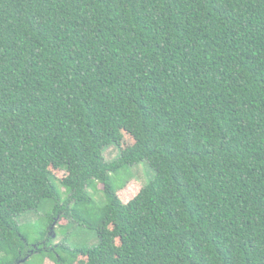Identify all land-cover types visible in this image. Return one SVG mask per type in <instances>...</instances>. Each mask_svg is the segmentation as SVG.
Segmentation results:
<instances>
[{
	"label": "trees",
	"instance_id": "1",
	"mask_svg": "<svg viewBox=\"0 0 264 264\" xmlns=\"http://www.w3.org/2000/svg\"><path fill=\"white\" fill-rule=\"evenodd\" d=\"M45 201L98 237L55 264H264V0H0V264Z\"/></svg>",
	"mask_w": 264,
	"mask_h": 264
},
{
	"label": "rangeland",
	"instance_id": "2",
	"mask_svg": "<svg viewBox=\"0 0 264 264\" xmlns=\"http://www.w3.org/2000/svg\"><path fill=\"white\" fill-rule=\"evenodd\" d=\"M123 145H130L131 141L127 134H124ZM119 146L117 144L109 146L104 156L106 160L112 161L118 157ZM55 175L60 178L66 174L65 171L54 170ZM155 172L150 167L147 161L123 167L117 172L112 173V182L118 190V195L123 202H128L132 199L143 187L154 178ZM62 192L63 203L67 200L70 193H66L61 185L57 184ZM89 195L93 202L89 207L98 206L102 207L106 202V196L102 184L94 185L89 189ZM54 202L45 201L44 204L37 210L25 211L17 217V222L22 234L28 239L31 245L36 246L41 244L43 252L51 254L55 245L62 244L70 248L91 247L98 244V237L95 231L90 230L88 227L72 222L69 219L58 215L57 220L52 225L51 215L53 213ZM73 203L70 206L73 207ZM87 208V206H86ZM70 220V222H69ZM46 233L52 237L44 238L43 234ZM48 239V240H47ZM46 250V251H45ZM42 251L30 253V257L22 264H55L54 259L46 256L42 259ZM86 260V258H80ZM77 261L76 264H80Z\"/></svg>",
	"mask_w": 264,
	"mask_h": 264
},
{
	"label": "water",
	"instance_id": "3",
	"mask_svg": "<svg viewBox=\"0 0 264 264\" xmlns=\"http://www.w3.org/2000/svg\"><path fill=\"white\" fill-rule=\"evenodd\" d=\"M37 247L35 246V249L34 251H39L38 249H36ZM32 253V252H31ZM31 254H28L26 257L20 259L16 264H22L23 262H25L29 257H30Z\"/></svg>",
	"mask_w": 264,
	"mask_h": 264
},
{
	"label": "flooded vegetation",
	"instance_id": "4",
	"mask_svg": "<svg viewBox=\"0 0 264 264\" xmlns=\"http://www.w3.org/2000/svg\"><path fill=\"white\" fill-rule=\"evenodd\" d=\"M30 251L32 252V251H33V249H32V250L30 249Z\"/></svg>",
	"mask_w": 264,
	"mask_h": 264
}]
</instances>
